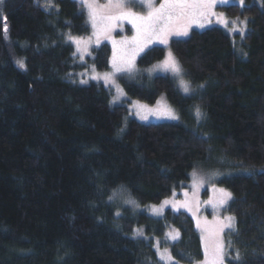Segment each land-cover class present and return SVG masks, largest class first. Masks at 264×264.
Here are the masks:
<instances>
[{
  "label": "trees",
  "instance_id": "1",
  "mask_svg": "<svg viewBox=\"0 0 264 264\" xmlns=\"http://www.w3.org/2000/svg\"><path fill=\"white\" fill-rule=\"evenodd\" d=\"M51 4L0 2V264H162L153 245L171 227V256L200 261L188 213L153 218L116 197L123 190L145 205L180 196L194 169L219 173L231 193L224 264H264V0L217 7L247 21L240 41L218 26L170 41L190 94L145 74L165 55L151 46L137 76L117 77L127 96L118 105L110 87L85 79L109 68L111 47L78 63L65 39L90 34L85 13L75 0ZM162 96L179 120L128 117L129 100Z\"/></svg>",
  "mask_w": 264,
  "mask_h": 264
},
{
  "label": "rangeland",
  "instance_id": "2",
  "mask_svg": "<svg viewBox=\"0 0 264 264\" xmlns=\"http://www.w3.org/2000/svg\"><path fill=\"white\" fill-rule=\"evenodd\" d=\"M79 3L80 8L84 11L86 20L88 23V26H90L91 31L90 34L87 36H75V35H68L66 37V41L73 45L74 47V57L75 60L78 63H84L86 61V57L90 54V51L92 48L100 46L102 43H107L111 47V56L109 60V68L105 71H97L94 68H90L87 74L85 75V79L87 81H96L101 82L104 85L110 87L112 89V98L111 103L114 105L121 104L125 100H127V96L124 93L123 88H121V85L118 83V78L121 75L128 76L130 78H134V76H137L139 74V69L137 66L138 58L143 54L147 49L151 48V46H161L165 48V55L163 59L152 66L148 67L144 72L145 74L152 78L155 75H168L172 77L178 86L179 90L183 93V87L180 83V77L175 76L171 71H165L161 65L163 64V61L167 58L168 53L171 52V49L169 47V43L172 39H181L186 38L189 36L191 30H203L218 26L223 28L229 35L233 37V41L235 42V35H239L238 37L239 41L242 39L243 35L246 33L247 28V21L243 19L238 18H232L227 16L226 12L217 9L218 6H225L232 3H239L240 0H229L228 3H217L214 11L218 14L217 16L211 17V23H206L205 27L200 28L197 26V24L193 23L191 27L189 28V34L188 36H176V35H170L168 37V43L167 45L160 44L158 42H149L142 51H139L135 56L134 61V68L131 72H115L113 68V57L115 55L117 61L126 60L132 53L133 48L135 45L131 44L132 38L136 35V30L132 27L130 23L127 21L117 22L116 26L111 30L110 34H101L99 41L97 42V37L93 34L94 29L92 28L91 22L89 20L88 15V9L84 6H82L80 0H75ZM2 2V0H0ZM108 2V0H96V3L99 5H104ZM163 0H154V4L156 7H159L160 3H162ZM136 12L139 13H146L147 8H142L137 6L133 9ZM222 14V15H221ZM225 19L228 21V24L225 25ZM233 22L235 23V28L241 29L243 32V35H241L240 31H234L233 30ZM246 22V23H243ZM130 29V34L128 33V30ZM70 37L79 38L81 43V51L77 50L76 44L72 43ZM115 42V44H114ZM85 44L87 45V52H83V48L85 47ZM173 55V54H172ZM174 57V55H173ZM175 58V57H174ZM176 60V58H175ZM177 61V60H176ZM178 62V61H177ZM179 65V63H178ZM181 69V76L183 80L188 84L190 92L192 91L191 85H189V82L187 81L185 74L179 65ZM108 76V79H105V76ZM96 77V79H93V77ZM188 95V94H185ZM130 103L128 104L129 109V115L128 117H132L133 119H137L140 122H173L179 120V114L174 106H172L165 97H159V99L154 104H145L143 102H140L138 100H129ZM172 110L176 116H178L177 120H172L165 118L162 113H164L167 110ZM159 114V115H158ZM146 116L147 119H142V117ZM127 117V118H128ZM219 177V173L217 172H208L203 169H194L190 174V181L187 184V187L181 191V195L177 196L176 194H173L171 196H168L161 200L159 203L155 204H145L141 205L138 204L137 201L131 197L130 195L126 194L125 191L119 190L116 193V197L119 200H123L124 204L128 201H135V204H132L135 206L134 212H142L146 213L149 216L153 218H160L164 215L165 211L167 209H170L172 211H185L188 213L192 219L193 223L195 224V227L197 231L199 232V235L201 237L202 241V247H203V258L200 261L194 262V263H184V262H178L173 256H171L170 253V245L174 243L176 240H172L171 236L179 234L178 230L171 227L169 228L163 237L157 238L155 240V250L157 252V255L162 262V264H204L205 260V238H210V233H214L219 225L221 223H225L226 217H233L232 215L228 214L225 210L229 200L222 206V207H216L213 208V204H210L209 201H212L213 203H217L223 198V193L221 190H224L225 192H229L226 188L219 186L216 183V180ZM207 190V195L203 196V192ZM187 193V195H185ZM127 195L128 198L127 199ZM125 199V200H124ZM127 199V200H126ZM164 201H168L167 204H164ZM131 204V203H130ZM154 209H159V212H155ZM199 222V227L197 226V223ZM233 227L232 228H225L223 232L219 233V236L217 239L223 243L224 249H223V255H224V262H225V234L229 231L234 230L235 221H232ZM211 252V249H209V253ZM163 257V259L161 258Z\"/></svg>",
  "mask_w": 264,
  "mask_h": 264
},
{
  "label": "snow or ice",
  "instance_id": "3",
  "mask_svg": "<svg viewBox=\"0 0 264 264\" xmlns=\"http://www.w3.org/2000/svg\"><path fill=\"white\" fill-rule=\"evenodd\" d=\"M80 2L82 6L88 9L89 20L94 29L93 34L97 37V42L101 34H110L117 22L127 21L136 30V35L130 42L135 45L131 55L126 60H121L119 62L115 55L113 57V68L115 72H131L134 68L136 54L142 51L149 42L155 41L167 45L170 35L188 36L189 28L193 23L197 24L200 28L205 27L206 23L210 24L211 17L218 15L214 11L217 3L226 4L229 0H163L159 7L155 6L154 0H108L104 5L97 4L96 0H80ZM240 4L243 5V0H240ZM45 5L47 10L48 7L52 6L51 0H45ZM137 6L147 8L146 13L134 11L133 9ZM224 22L225 25L228 24L226 19ZM233 30L240 31L241 35H243L241 29L235 28L234 22ZM4 32H7L6 27ZM70 39L72 43L76 44L77 50L81 51L82 41L75 37H70ZM82 51L87 52L86 44ZM17 63L20 68L25 67L23 61H18ZM161 67H163L165 71H171L175 76L180 77V83L184 93L189 94V86L183 80L181 69L171 52L168 53ZM93 79H96V77L94 76ZM105 79H108L107 75ZM162 115L168 119H178V116L170 109L162 113ZM196 116L197 118L201 116L199 108L196 109ZM142 119H147V117L144 116ZM221 192L223 193V198L218 204L209 201L210 204H213L214 209L216 207H222L227 200L231 199V193L225 192L224 190H221ZM185 195H187V193H185ZM127 202L135 204V201L130 200ZM167 203L168 201H164V204ZM154 211L159 212V209H154ZM116 214L120 215L119 212ZM233 220L234 217H226V222L221 223L214 233H210V238H205L204 264H224V245L217 237L225 228L233 227ZM197 226H200L199 222ZM138 234L142 233L138 232ZM178 236L179 234L177 233L171 236V239L176 240ZM209 249H211L210 253ZM161 258L163 259V257ZM236 258L239 259V253H237Z\"/></svg>",
  "mask_w": 264,
  "mask_h": 264
}]
</instances>
